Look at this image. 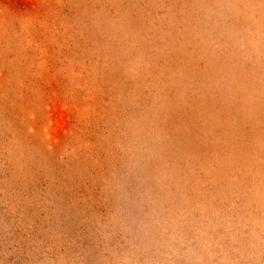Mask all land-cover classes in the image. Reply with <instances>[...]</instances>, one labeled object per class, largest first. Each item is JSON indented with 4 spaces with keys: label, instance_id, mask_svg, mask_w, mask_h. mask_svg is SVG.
I'll return each mask as SVG.
<instances>
[{
    "label": "rangeland",
    "instance_id": "1",
    "mask_svg": "<svg viewBox=\"0 0 264 264\" xmlns=\"http://www.w3.org/2000/svg\"><path fill=\"white\" fill-rule=\"evenodd\" d=\"M0 264H264V0H0Z\"/></svg>",
    "mask_w": 264,
    "mask_h": 264
},
{
    "label": "bare ground",
    "instance_id": "2",
    "mask_svg": "<svg viewBox=\"0 0 264 264\" xmlns=\"http://www.w3.org/2000/svg\"><path fill=\"white\" fill-rule=\"evenodd\" d=\"M247 93V89H244L243 90V93ZM254 150H252V151H249L247 154H251V152H252V154H254V152H253ZM257 153V152H256ZM245 166H246V164H245ZM248 169V168H247ZM245 171V170H244ZM247 173H248V171H247ZM261 180V179H260ZM262 181V180H261Z\"/></svg>",
    "mask_w": 264,
    "mask_h": 264
}]
</instances>
